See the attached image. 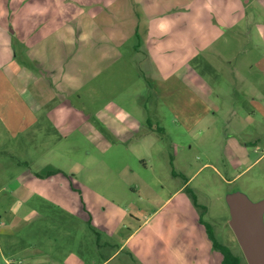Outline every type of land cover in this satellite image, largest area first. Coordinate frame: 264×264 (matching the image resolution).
Segmentation results:
<instances>
[{
    "label": "rangeland",
    "instance_id": "rangeland-1",
    "mask_svg": "<svg viewBox=\"0 0 264 264\" xmlns=\"http://www.w3.org/2000/svg\"><path fill=\"white\" fill-rule=\"evenodd\" d=\"M0 29V98L38 119L0 134V214L42 215L17 229L18 250L37 243L62 264H221L209 224L241 254L225 195L264 198V0H0ZM61 208L76 223L56 222Z\"/></svg>",
    "mask_w": 264,
    "mask_h": 264
},
{
    "label": "crops",
    "instance_id": "crops-1",
    "mask_svg": "<svg viewBox=\"0 0 264 264\" xmlns=\"http://www.w3.org/2000/svg\"><path fill=\"white\" fill-rule=\"evenodd\" d=\"M209 18L203 19V24H208L210 22H208ZM1 32V29H0ZM1 37V35H0ZM11 60H9L10 62ZM8 62V64H9ZM17 65H15L13 67V70H11V68H9V70L11 71V75L10 78L8 79L7 77H5V80H9V83L14 81H17L19 79V69H17ZM190 70L193 71V68L190 67ZM0 71H1V67H0ZM1 73V72H0ZM11 77H13L11 79ZM21 78H23L21 76ZM199 83L202 86H206L211 88L210 84L206 81H204V79L202 77L198 78ZM3 79L0 75V84L3 83L2 82ZM248 88L249 89H254V84L248 82ZM256 92V89L253 92H248L247 94L251 95L253 98H256L255 96H253V94ZM64 100H61L59 98H57V102L58 103H62ZM36 103H40V102H36ZM44 103L41 104V107H43ZM6 107V108H2V107ZM9 106V107H8ZM19 106V107H18ZM30 106V105H29ZM40 107V108H41ZM0 108L2 113L4 114L5 118H6V122L7 124L3 121V119L0 116V134H8L9 137H13L16 136L17 134L20 133H31L30 130L31 128H34L37 123H38V119H34V115L35 112L37 111H32L30 108H28L26 102L22 103H14V102H9V99H2L0 98ZM26 110L28 111L26 116H24L23 118V124L20 125L19 127H17L16 125H13V122L16 121V119L18 118L19 114L21 113V111ZM29 118V119H28ZM19 119V118H18ZM8 120V121H7ZM20 121V120H19ZM251 125V122L248 123L246 126L243 127V129H241L238 133H242L244 131H246L249 126ZM12 132H14L13 134H11ZM187 181L188 179H186L183 183V188L186 187L187 185ZM187 189V187H186ZM28 193H26L27 197H38V191H34V190H27ZM18 208L16 207H11L9 210H2V214H0V254L3 256V253L6 254L3 250L4 247H8L9 248V253L4 255L2 257V259H4L7 264H62V262L59 263V259L54 260V262L52 261H48L47 259L44 258V256H41L39 253H42L44 250L41 249L40 246L37 245V243H32V244H28V245H23L24 247L22 248V250H18L17 248V242H15V238L14 236L17 234V229H19L20 227H27V225L31 224L33 219L35 217H39L42 216L41 214L39 215L38 212L36 210L33 209H27V210H17ZM54 210V209H53ZM56 210V216L58 223H60V221H62L65 218H71L70 222L71 223H76V216L73 215L70 212H67L65 209H55ZM24 211V212H23ZM54 216V214H53ZM55 217V216H54ZM129 238V237H128ZM127 238V239H128ZM4 239V240H3ZM48 242H53L54 247L59 248L60 246L58 245V237H54L53 240L49 238ZM126 239V240H127ZM99 242V241H98ZM104 244V243H103ZM48 245V244H46ZM44 241H43V248L46 247ZM20 252L22 253L20 255ZM24 253V254H23ZM75 254H73L74 256Z\"/></svg>",
    "mask_w": 264,
    "mask_h": 264
},
{
    "label": "water",
    "instance_id": "water-1",
    "mask_svg": "<svg viewBox=\"0 0 264 264\" xmlns=\"http://www.w3.org/2000/svg\"><path fill=\"white\" fill-rule=\"evenodd\" d=\"M231 228L247 264H264V198L235 190L225 195Z\"/></svg>",
    "mask_w": 264,
    "mask_h": 264
},
{
    "label": "trees",
    "instance_id": "trees-1",
    "mask_svg": "<svg viewBox=\"0 0 264 264\" xmlns=\"http://www.w3.org/2000/svg\"><path fill=\"white\" fill-rule=\"evenodd\" d=\"M193 198L195 200L194 195ZM205 227L207 234L212 241L213 247L219 250L222 254L221 264H240L241 261L244 260L242 252L240 255H236L227 246L218 243L209 224H205Z\"/></svg>",
    "mask_w": 264,
    "mask_h": 264
}]
</instances>
